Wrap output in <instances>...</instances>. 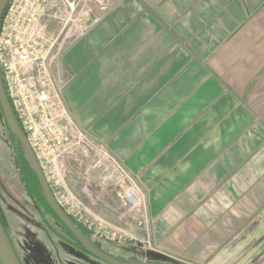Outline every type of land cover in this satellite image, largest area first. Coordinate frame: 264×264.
<instances>
[{"label": "crops", "instance_id": "crops-1", "mask_svg": "<svg viewBox=\"0 0 264 264\" xmlns=\"http://www.w3.org/2000/svg\"><path fill=\"white\" fill-rule=\"evenodd\" d=\"M108 1L53 72L143 193L125 233L144 259L125 262L264 264V0Z\"/></svg>", "mask_w": 264, "mask_h": 264}, {"label": "rangeland", "instance_id": "rangeland-1", "mask_svg": "<svg viewBox=\"0 0 264 264\" xmlns=\"http://www.w3.org/2000/svg\"><path fill=\"white\" fill-rule=\"evenodd\" d=\"M105 1L109 3L108 0ZM93 4L94 0L80 1L79 11L85 12L83 19H87L86 12L91 15ZM49 21L56 23V28L52 30L56 31L58 21L47 17L45 22L48 24ZM58 62L54 63L53 70ZM0 86L5 93L4 85L0 83ZM117 164L120 163L100 157L93 147L88 146L84 151L68 154L61 159L58 183H53V186L57 196L67 201L65 213L87 233L92 245L117 259L141 260L144 258L140 256V243L134 241L135 243L130 244L125 233V226L134 218V214L136 222H140L139 213L124 203L123 195L129 184L116 167ZM23 181L16 152L0 111V209L21 262L98 264V259L78 246L74 237L46 212ZM76 182H79L77 186ZM113 193L118 200L113 210L110 208L113 217L108 210H91V206L97 202L108 207L105 204L109 194Z\"/></svg>", "mask_w": 264, "mask_h": 264}, {"label": "built area", "instance_id": "built-area-1", "mask_svg": "<svg viewBox=\"0 0 264 264\" xmlns=\"http://www.w3.org/2000/svg\"><path fill=\"white\" fill-rule=\"evenodd\" d=\"M80 1L7 0L0 13V71L7 103L33 150L51 194L64 212L67 201L57 196L53 186L58 183L59 164L64 156L91 146L100 157L117 162L77 125L52 69L73 36L75 26L83 19ZM95 4L101 10L109 5L105 0H94ZM47 17L58 21L56 31L49 29ZM116 167L129 184L123 195L124 203L138 205L143 193L136 180L120 164Z\"/></svg>", "mask_w": 264, "mask_h": 264}, {"label": "water", "instance_id": "water-1", "mask_svg": "<svg viewBox=\"0 0 264 264\" xmlns=\"http://www.w3.org/2000/svg\"><path fill=\"white\" fill-rule=\"evenodd\" d=\"M7 0H0V13L4 8ZM0 83L2 81L0 80ZM6 94L1 90L0 86V105L6 117L7 123L9 125V129H11L14 133H16L17 137L19 138L21 144L24 147L25 155L28 159V162L31 168L37 173L39 177V181L43 188V191L47 197L48 202L50 203L51 207L56 211L58 216L62 219L63 222L69 227L71 233H73L76 238L81 242V244L91 253V255L109 263V264H158L154 262H125L120 260L119 258L111 257L104 252H102L98 247L92 245V243L77 229V227L67 218L65 215L64 210L57 204L53 194H51V189L42 173L41 168H39V163L33 153V150L27 142V138L25 134L20 129L17 120L13 116L9 103H7ZM0 264H22L4 226L0 219Z\"/></svg>", "mask_w": 264, "mask_h": 264}, {"label": "trees", "instance_id": "trees-1", "mask_svg": "<svg viewBox=\"0 0 264 264\" xmlns=\"http://www.w3.org/2000/svg\"><path fill=\"white\" fill-rule=\"evenodd\" d=\"M0 111L2 112L5 122H6V127H7V131H8V135L10 138V142L12 143V145L14 146L15 152H16V161L18 163V167L21 169V174L23 177V182H25L29 192H31V194L39 201V203L45 207L46 212L57 222H59L69 233L71 234L75 241L76 244L78 246H80L84 251H86L87 253L91 254L82 244L81 242H79V240L76 238V236L71 233V230L69 229V227L65 224V222L62 221V219L58 216V214L56 213V211L51 207L50 203L47 200V197L43 191V188L41 186V183L39 181V177L37 175V173L31 168L28 159L26 157V153L24 150L23 145L21 144L19 138L17 137L16 133H14L11 129H9V125L7 123L6 117L4 115V112L2 110V107L0 105ZM65 215L67 216L68 219H70V221L77 227V229L79 231H81V233H83V235L90 241L89 236L87 235V233L81 228L79 227L66 213ZM0 219L3 223V226L12 242V238L10 237V233L7 229L5 220H4V216L1 212L0 209ZM91 242V241H90ZM17 252V251H16ZM18 254V253H17ZM19 256V254H18ZM92 256V255H91ZM20 258V257H19ZM23 264V263H22Z\"/></svg>", "mask_w": 264, "mask_h": 264}]
</instances>
